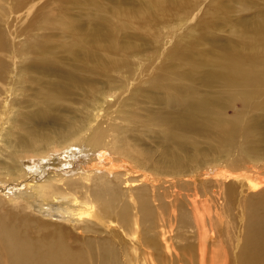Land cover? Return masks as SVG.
<instances>
[{
	"label": "bare ground",
	"instance_id": "6f19581e",
	"mask_svg": "<svg viewBox=\"0 0 264 264\" xmlns=\"http://www.w3.org/2000/svg\"><path fill=\"white\" fill-rule=\"evenodd\" d=\"M169 2L154 0L139 17L118 13L108 31L62 23L73 36L66 51L78 63L59 71L58 62L40 61L47 66L42 72L56 78L35 97L25 94L23 76L20 82L13 74L12 86L0 69V264H117L111 246L118 238L133 250L125 248L126 256L142 264H264V182L196 174L204 158L200 139H213L216 158L232 156L241 123L221 119L220 103L238 101L243 115L256 95L264 96V19L253 31L234 29L240 46L208 61L204 84L216 95L199 92L193 64L184 75L169 70L149 82L167 92L160 113L142 115L135 100H110L134 77L129 59L137 49L118 35L147 27L161 18L159 11L171 14L176 3ZM214 5L220 9L217 0ZM108 72L125 76L117 82L110 76L105 87L90 78ZM73 89L81 90V100L70 101ZM243 138L245 156L264 157V110L244 127ZM234 182L240 193L251 192L241 246L233 242L228 215Z\"/></svg>",
	"mask_w": 264,
	"mask_h": 264
},
{
	"label": "rangeland",
	"instance_id": "374dc122",
	"mask_svg": "<svg viewBox=\"0 0 264 264\" xmlns=\"http://www.w3.org/2000/svg\"><path fill=\"white\" fill-rule=\"evenodd\" d=\"M153 1L0 0L1 73L5 76L8 75V78L10 77L8 81L12 86L14 84L10 81H12L13 74L20 82L23 76L25 81L22 80V82H25V94L30 98L35 97L37 89L46 85L45 82L47 80H54L56 78L55 76L45 75L42 72V68L47 67L44 64L45 62H58L57 64L60 66L59 71L63 70L64 67H74L78 63V61H74V55L66 51L68 50L66 45L69 46L73 43V36L63 31L62 23H65L66 27L68 24L72 25L71 28L74 27V30H77L75 25L77 24L85 27L86 31L89 27H99L100 30L103 29L105 31L107 28H110L111 24L117 23L116 16L118 13L119 15L126 14L128 16L129 12L132 11L139 17L148 9L147 6ZM169 1L176 3L173 5L169 2L174 9L171 8V14H169V8L167 14L161 15L162 13L159 11L157 15L161 18L156 19L157 21H154L155 19L153 18V21L150 23L151 25L148 24L147 27L146 25L141 27L140 25H135L134 21V25L137 28L133 26L131 30L128 29V31H123L118 35L121 44L131 47V49H137V52L133 49L135 53L132 50L134 54L131 53L129 59L131 63L130 68L133 72L129 71L133 73L134 77L130 75L132 77L129 79L130 85L126 89L118 90L114 99L112 97L110 100L112 102L118 101V103L125 100L134 102L135 100V102L140 103L142 106L140 110L142 115L163 111L164 108L160 104L159 98L161 99L167 93L166 90L154 87V85L149 86L148 84L155 76L161 73H168L169 70V74L178 73L177 75H184L185 69H187L186 72H191L193 67L196 66L198 72L196 71L197 73L195 74H198L197 77L200 76L198 78L201 80L197 84V88H200L198 89L199 92L201 91L200 93H205V95H216L204 84L206 75L211 70V62L208 61L214 60L218 53L228 51V47L234 48L235 45L240 46L237 44L241 42L239 38L240 34L234 35V29L253 31L259 27V23H262L264 19V0H250L248 3H245V0H217L220 5V9L218 10L214 5L215 0H189V3L186 5L177 3L175 0ZM177 7H180L179 10L176 9ZM141 28L143 29L141 30ZM133 42L136 46L133 45ZM62 44H65V47ZM173 51H176L178 55L176 54L175 56L177 57H170L169 59L170 52L173 53ZM182 64L183 66L184 64L186 65L184 69L182 68ZM193 64L196 65L192 67ZM126 70L127 68L123 72H126ZM106 74L97 76L93 74L90 78L96 80H94V84L97 83L105 87L104 83L110 76L116 82L121 81L120 78L122 79L125 76V73L120 78H117L111 72ZM75 75L82 77L79 72H76ZM117 84H120V82ZM80 91L73 89L71 95H69L70 101L81 100L82 94ZM216 91L218 93L222 92L219 89H216ZM135 93L136 96H134ZM235 103L230 105L232 103H227L226 100L220 103L222 107L221 119L231 120L232 122L237 119L241 123L235 138L230 161H225L224 159L226 158L222 159L223 155L216 158L213 151L215 144H213L212 138L200 139V152L202 151L204 158L202 163H199L196 174L205 176L206 174L213 175L227 172V174L232 175H243L246 180L251 179L264 182V157L250 159L249 155L245 156L242 153V147L245 142L243 138L244 127L251 120L254 122L256 117L264 110V96L259 97L256 95L251 104L245 108L244 113H242L243 115H238L237 113V109L241 107V104L238 101H235ZM252 139L254 144L258 142V132L253 134ZM260 146L262 147L261 150L264 149V141L261 142ZM234 184H237V182H234ZM232 190V208L228 211L229 220L232 222L231 235L235 246H241L247 233L244 234V225L247 220V210L251 200L248 197L251 192L246 189V192L240 193V184L235 185ZM188 235L190 236L188 243L191 245L194 237L191 233ZM113 244L114 246H111V248L119 259L117 264H142L140 259L136 262L133 257L126 256L124 253L125 248L131 254H133V250L125 242L124 238H118L116 244ZM89 264L99 263L93 262Z\"/></svg>",
	"mask_w": 264,
	"mask_h": 264
}]
</instances>
